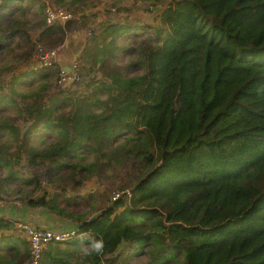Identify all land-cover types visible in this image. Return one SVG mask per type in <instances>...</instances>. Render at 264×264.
Wrapping results in <instances>:
<instances>
[{
	"label": "trees",
	"instance_id": "trees-1",
	"mask_svg": "<svg viewBox=\"0 0 264 264\" xmlns=\"http://www.w3.org/2000/svg\"><path fill=\"white\" fill-rule=\"evenodd\" d=\"M95 1L51 0L72 18L46 24L43 0H0V52H18L0 65V199L26 185L19 207L76 230L39 264H264V0H152L160 27L126 17L90 33ZM80 30L77 81L56 85L55 62L16 69ZM143 31L113 64L117 38ZM114 177L129 200L82 194ZM14 224L0 217V264L27 262Z\"/></svg>",
	"mask_w": 264,
	"mask_h": 264
},
{
	"label": "rangeland",
	"instance_id": "rangeland-1",
	"mask_svg": "<svg viewBox=\"0 0 264 264\" xmlns=\"http://www.w3.org/2000/svg\"><path fill=\"white\" fill-rule=\"evenodd\" d=\"M142 2H143L142 0H119L114 5V7L109 8V10H108L107 7H108L109 3L107 0H96L94 2L95 7L90 9L86 13L87 15H92V14L94 15V17L91 19V22H90V27H91L89 30L90 33H92L93 30L95 32H98L99 27H100L99 24L104 23L105 20L120 23L126 17H128L129 19H133L135 21L144 22L152 28L160 27L161 21L159 20L157 13L161 9L162 5H159V4L154 5V2L152 0L144 1V3H142ZM47 4L51 5V0H43L42 8L44 7V5H47ZM22 6L27 7V4L23 3ZM145 7L150 8V12L145 11L144 10ZM32 8L34 9V6L29 5L28 8L24 9V15H23V17H21L22 25L25 26L26 28L30 29V31H31V29H35L36 26H38L40 24V20H41V16L39 17V15L33 14L31 12ZM107 10H108V13H105ZM70 14L72 16L71 12H70ZM77 17L78 16L76 15L75 18H77ZM66 22H64V23H66ZM64 23H62V24H64ZM146 29H147V27H146ZM74 33H77L80 36V38L83 36V40H86L87 38H89V34H90L87 31L85 32L82 30H80L79 32H74ZM71 34H73V33H67L64 40L66 39V37L71 36ZM148 37H150V36H148ZM146 38L147 37L145 36L144 31L140 32V34L138 33V36H135V37H133V35H122L119 39L117 38L116 43L119 44L118 46H120V48L116 52V55L113 58V64L120 66V67H123L125 64H127L129 62V60L131 58H135L133 55H131V56L127 55L128 54L127 48L129 46H131V48L136 46L139 42L145 41ZM78 44H76V47L78 46ZM77 49H78V47L76 48V50ZM17 54H18L17 51L13 52L11 55H6L5 52H0V65L2 64L3 61H9L11 63H15L17 61V59H16ZM77 55L75 56V58H71L72 62L76 61ZM36 64H37L36 54L34 52L31 61H29L25 65L24 64L17 65L16 69H18V70L19 69L20 70H29V69L42 70V68H38ZM70 82L71 81H69V79H68L66 82L63 83V85L62 84L60 85L57 82H56V85L61 86V87H65V86L70 85ZM83 92H84V90H83ZM33 143L37 147H41L40 144L38 143V141H35ZM174 164H175V162L173 160L169 161L168 159H166L164 161V165H167L168 168L174 167ZM13 171H18L19 175H21L23 178L30 176V173L27 170L25 161H21L19 164V167L15 168ZM94 182L89 183L86 186L85 190L82 192V194H85V193L101 194L104 190L107 192H110V193L111 192L115 193V192H117V189L120 185V181L116 177H114V181L111 179H108V180L103 179L101 182H99L97 184ZM12 185H13L14 190H12L11 193L7 194L4 197L5 199H0V201H1L3 208H4V206H8L10 210L15 211L16 214H19L22 210H26V209L19 207L18 204L15 203L16 198L18 196V194H16V191H18V193L21 195L22 193L25 192L24 190H26L28 188L26 187V185H21V186H18L15 184H12ZM127 191H129V190H127ZM2 200L8 201V202H4ZM73 240L74 239H72L71 241H73ZM71 241H68V242H71ZM68 242H65V243H68Z\"/></svg>",
	"mask_w": 264,
	"mask_h": 264
},
{
	"label": "built area",
	"instance_id": "built-area-1",
	"mask_svg": "<svg viewBox=\"0 0 264 264\" xmlns=\"http://www.w3.org/2000/svg\"><path fill=\"white\" fill-rule=\"evenodd\" d=\"M44 21L46 24H51L53 22L64 23L72 18L70 12L65 11L60 8H52L50 5H44L43 7ZM59 51V47L51 50H41L36 49V61L38 68H47L54 62V59ZM75 67V62L73 61L70 66L66 69L60 68L58 72V84H62L69 81H77V77L74 75L73 70ZM118 199H130L129 191L124 192H113L111 195V201H116ZM0 201V209L2 208ZM14 230L16 233L20 234L21 237L27 242L28 245V259L26 264H39L41 260L42 253L49 244H60L71 241L76 237V230H61L54 231L43 228H35L23 222H15Z\"/></svg>",
	"mask_w": 264,
	"mask_h": 264
},
{
	"label": "crops",
	"instance_id": "crops-1",
	"mask_svg": "<svg viewBox=\"0 0 264 264\" xmlns=\"http://www.w3.org/2000/svg\"><path fill=\"white\" fill-rule=\"evenodd\" d=\"M82 38L83 36L80 38L77 33H73L71 34V36L66 37L63 44L59 47V51L57 52V55L54 59V62L60 68L66 69L70 66L72 62L71 58H75V56L79 52L78 50H76V44H81V40H83ZM92 182H94V180H92L90 183ZM0 217L13 222L27 223L28 225L35 228H43L54 231L75 229V226L72 223L55 219L47 212L40 209L22 210L19 214H16V212L10 210L8 206H4V208L2 207L0 209Z\"/></svg>",
	"mask_w": 264,
	"mask_h": 264
},
{
	"label": "clouds",
	"instance_id": "clouds-1",
	"mask_svg": "<svg viewBox=\"0 0 264 264\" xmlns=\"http://www.w3.org/2000/svg\"><path fill=\"white\" fill-rule=\"evenodd\" d=\"M100 248H101V245H100V244H97V245H96V249L99 251Z\"/></svg>",
	"mask_w": 264,
	"mask_h": 264
}]
</instances>
